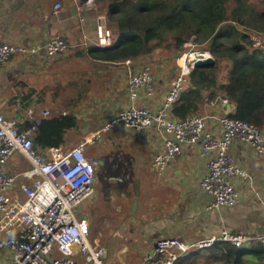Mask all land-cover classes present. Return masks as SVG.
Wrapping results in <instances>:
<instances>
[{
    "label": "built area",
    "instance_id": "obj_1",
    "mask_svg": "<svg viewBox=\"0 0 264 264\" xmlns=\"http://www.w3.org/2000/svg\"><path fill=\"white\" fill-rule=\"evenodd\" d=\"M59 8L60 4H55V12ZM247 34L249 48L264 53V33ZM115 40V36L108 33L99 36L96 45L109 47ZM71 47L68 38L59 34L41 43L0 42V63H6L13 56L29 58L40 53L51 58ZM191 53L183 55L180 71L156 109L134 103L142 92L151 94L155 91L151 64L129 69L124 83L131 103L123 106L85 140L68 148L49 147L38 152L34 147L33 136L41 120L52 115L49 110L40 109L35 113L27 109L25 126L0 111V248L11 253V264H107L105 248L94 238L90 240L89 220L80 205L92 193L100 164L98 156L87 155V149L115 126L134 131L155 129L161 134V150L152 160L158 173L182 153L184 145H197L201 154L208 156L206 172L199 186L212 198L209 208L219 210L238 202L239 191L233 178H246L248 174L236 161L231 148L235 143H242L252 148L257 156H264V129L225 114L211 116L220 129L217 137L208 127L207 116L197 113L183 119L171 116V105L178 98L196 59ZM206 53L203 58L210 56ZM130 62L129 59L123 61L126 65ZM14 152L20 153L31 165L23 173L31 182L18 187L15 177L6 170ZM248 240L244 233L231 232L225 227L218 236L198 240L159 238L143 254L139 264H176L181 254L210 248L215 242H230L241 247ZM255 240L264 244V227Z\"/></svg>",
    "mask_w": 264,
    "mask_h": 264
},
{
    "label": "crops",
    "instance_id": "obj_2",
    "mask_svg": "<svg viewBox=\"0 0 264 264\" xmlns=\"http://www.w3.org/2000/svg\"><path fill=\"white\" fill-rule=\"evenodd\" d=\"M90 2L91 0H0V42L41 43L59 34L68 38L72 45L66 52L51 58L13 56L6 63H0V111L6 117L17 120L20 126H24L27 109L30 108L36 113L40 109L48 110L49 105L56 114H74L78 121L76 127L79 126L78 130H84L90 123L95 122L97 113L110 106L114 97L112 91L115 87L114 78L117 77L115 65L119 64L125 68L123 81L130 68L123 62H101L86 56L87 54L82 57L77 55L82 51L87 53L90 46L96 45L100 33V18L98 14L96 15L97 12L89 11ZM57 3L60 4V8L55 12L54 6ZM65 57H72L81 64L86 62L83 59L94 61L89 62L91 67L87 71L88 76L83 80L103 82L101 86L104 93L98 95L90 90L87 96L81 94L78 98L72 96L65 98L66 94L64 96V91L58 86L57 80L60 60ZM177 75L178 73L166 82H161L155 74V91L151 94L142 92L134 101L135 105L156 109ZM47 76L50 83L45 82ZM123 85L126 91L124 82ZM44 89L47 90L45 97L42 94ZM99 91V88L96 89V92ZM25 95H28L27 99H23ZM125 95L127 101L120 109L131 103L127 91ZM233 109L234 106L231 104L209 102L202 105L204 113L200 115L208 117L209 129L219 137V126L211 116L227 115L233 112ZM87 113L92 114L91 120L85 115ZM110 131H115L118 140L121 141L128 142L126 139L132 137L129 140L135 150L132 160L135 158L137 163L140 161L155 174L151 180L148 178L145 180L144 188L142 180L138 178L140 172H137L139 173L137 176V173L122 176L128 180L131 177L130 182L144 194L142 196L144 202L141 205V218L132 222V227L138 228V232L129 243L133 242L136 246L133 252L129 253V243L123 242L117 252L122 253L123 257H120L117 264H139L143 254L159 238L180 237L184 240H198L218 236L222 227L231 232L244 233L249 237L245 244L253 245L264 227V156H257L252 148L242 143H235L232 146L231 152L248 177L233 178L239 191L238 202L232 207L216 210L209 208L212 198L199 186L206 172L208 156L202 155L197 145H184L182 153L170 161L162 173H158L152 166L153 157L162 147V136L157 130L134 131L115 126ZM69 134L71 135V132L68 130L64 136L65 141L70 137ZM14 154L17 156L14 157ZM19 156L24 159L22 162H19ZM30 166L18 152L9 157L6 170L15 177L16 187L31 182L23 175ZM137 167L141 169L138 165ZM111 178L113 176L109 175L108 179ZM138 199L135 208L138 207ZM96 238L95 236L94 239ZM135 248H139L140 253ZM0 249L3 250L0 259L5 261L4 264H11V253L6 249ZM134 257L137 258L136 261Z\"/></svg>",
    "mask_w": 264,
    "mask_h": 264
},
{
    "label": "trees",
    "instance_id": "obj_3",
    "mask_svg": "<svg viewBox=\"0 0 264 264\" xmlns=\"http://www.w3.org/2000/svg\"><path fill=\"white\" fill-rule=\"evenodd\" d=\"M233 3L230 7L229 0H109L106 27L115 36V42L109 47L92 45L87 53L82 51L77 55L87 54L101 62H123L149 54L163 45L166 48L174 45L181 52L184 43L194 36L195 41L201 39L200 44L206 41L201 51L209 52L216 63L213 68L190 70L186 86L171 105V116L183 119L198 113L207 102L226 99L234 105L228 117L245 120L262 130L264 53L249 48L248 34L239 25L247 30V27L258 30L254 22L264 21V0H233ZM166 26L178 31L173 35V42H166L163 36ZM222 62L229 65L225 81L216 76L215 66ZM77 124L72 113L43 118L33 136L34 147L41 152L62 146L65 133ZM199 254L213 264H246L249 256L259 261L264 259V244L256 240L251 246L244 243L236 247L219 241L210 248L190 251L186 258L195 261ZM179 260L176 264L182 263Z\"/></svg>",
    "mask_w": 264,
    "mask_h": 264
},
{
    "label": "rangeland",
    "instance_id": "obj_4",
    "mask_svg": "<svg viewBox=\"0 0 264 264\" xmlns=\"http://www.w3.org/2000/svg\"><path fill=\"white\" fill-rule=\"evenodd\" d=\"M107 1L109 0H91L90 2L91 8L89 11L95 13L97 12L96 15L98 14L100 18L101 26L99 36L108 34L109 31L106 27V25L109 24V20H106L105 14V12H109ZM229 4L230 7H233V0H229ZM147 16L152 17L153 14H147ZM254 24L257 26L256 28L258 30H255L252 27H247L249 28L247 30L245 26L240 25L239 28L243 29V31L247 33L253 31L264 33V31H260L264 30V21L257 20ZM163 31V36L166 42H173V35L178 32L175 29H170L168 26H166ZM199 41H201V39L195 41V37L191 36L190 39L184 43L183 50L181 52L177 50L174 45L170 48H166V46L163 45L153 49V51L149 54L141 55L132 59L128 66L130 71H132L144 63L151 64L157 78H159L161 82H166L170 77H174L177 73H179V65L183 62L182 57L184 54H188L193 51L202 52L201 48L206 45V41H204L203 44H200ZM83 60L86 62L82 64L80 62H76L72 57H65L60 60V67L57 69V80L58 86L64 91V96L66 94L65 98L68 96L78 98L81 94L87 96V92L90 90L94 91L98 95H102V93H104V88L101 86L103 82L83 80L85 76H88L87 71L91 67L89 62L92 61L89 59ZM115 66L117 77L114 78L115 87L112 89V91H114V97L110 106H106V110L97 113V118H95L96 115L94 117L95 122L90 123L89 127L86 129L78 130V126L75 129L69 130L71 135H68L70 137L64 142L62 148L74 146L88 137L90 133L98 130L105 121L113 118L123 103L127 101L125 95L126 91L123 85L125 68L119 64ZM215 67L218 80L225 81L229 68L228 63L222 62L216 64ZM45 82L50 83V78L48 76L46 77ZM185 86L186 84H184V87ZM98 88L100 91L96 92V89ZM46 91V89L42 91L44 97L46 96ZM215 101L216 99L213 102L216 103ZM47 108L51 114H56V112L50 109L49 105ZM198 113H204L202 108ZM85 115H88L91 120L92 114L87 113ZM123 137L125 138V135ZM131 138L132 137L126 139L128 142L121 141L118 140L117 133L115 131H110L108 133H103L97 143L95 145H90L87 149V155L98 156L100 164L98 165L96 172L92 193L81 203L80 209L89 220L90 240L96 236L98 244L102 245L107 252V264H117L120 257H123L122 253H117L123 245V242L129 243L131 238H135L133 236H136L135 234H137L138 228L134 229L132 227V222L133 220H139L141 218V205L144 202L142 199L144 194L139 192L137 188L134 187L133 183L130 182L131 177L128 180L124 179L122 176L128 174L132 176L134 173L140 172V176L138 178L142 180V188H144L143 184L145 183V180L147 178L151 180L155 175L154 173H151V170L147 166H143L140 161L137 163L135 158L133 159L134 161L132 160L135 150L129 141ZM16 156L17 155L14 154V157ZM18 159L19 162L24 160L21 156H19ZM137 165L141 167V169H139ZM138 174L139 173H137L136 176ZM109 175H112L113 178L108 179ZM119 178L121 179L119 180ZM138 198H140V200ZM136 199H138L137 208L134 207ZM138 236H140V234H138ZM135 246L136 245L133 242L129 243V253L133 252V248ZM135 249L140 253L139 248ZM2 253L3 250L0 249V256ZM188 253L189 252L180 255L182 263L179 264H213L210 263V261H207L204 255L200 254L197 255V260L190 261L186 258ZM4 260L7 259L4 258ZM134 260L136 261L137 258L134 257ZM4 262L0 259V264H4ZM245 262L246 264H264V259L259 261L253 256H249L246 258Z\"/></svg>",
    "mask_w": 264,
    "mask_h": 264
},
{
    "label": "water",
    "instance_id": "obj_5",
    "mask_svg": "<svg viewBox=\"0 0 264 264\" xmlns=\"http://www.w3.org/2000/svg\"><path fill=\"white\" fill-rule=\"evenodd\" d=\"M37 56L43 57L44 55L42 53L38 54ZM216 61L214 57L208 56L206 58H203V56H196V59L193 62V68H213ZM224 104L228 105L232 103L229 102H223ZM234 106V105H233ZM86 217V216H85Z\"/></svg>",
    "mask_w": 264,
    "mask_h": 264
},
{
    "label": "bare ground",
    "instance_id": "obj_6",
    "mask_svg": "<svg viewBox=\"0 0 264 264\" xmlns=\"http://www.w3.org/2000/svg\"><path fill=\"white\" fill-rule=\"evenodd\" d=\"M202 52H197V51H193L192 53H191V56H207V53L206 52H204V54H201Z\"/></svg>",
    "mask_w": 264,
    "mask_h": 264
}]
</instances>
